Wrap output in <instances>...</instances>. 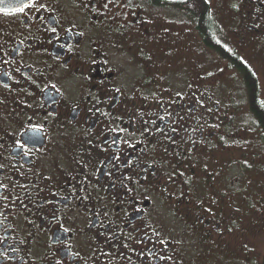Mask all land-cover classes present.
Wrapping results in <instances>:
<instances>
[{
    "label": "flooded vegetation",
    "instance_id": "flooded-vegetation-1",
    "mask_svg": "<svg viewBox=\"0 0 264 264\" xmlns=\"http://www.w3.org/2000/svg\"><path fill=\"white\" fill-rule=\"evenodd\" d=\"M224 7L264 109V0ZM196 9L0 8V264H264V127Z\"/></svg>",
    "mask_w": 264,
    "mask_h": 264
},
{
    "label": "trees",
    "instance_id": "trees-1",
    "mask_svg": "<svg viewBox=\"0 0 264 264\" xmlns=\"http://www.w3.org/2000/svg\"><path fill=\"white\" fill-rule=\"evenodd\" d=\"M153 2V5L157 7H163V6H170L172 8H182L183 5L186 3V0H178L174 3L170 2H160V0H151ZM193 3L195 5L196 13H197V19H198V30L202 31V26H205V20L200 22L199 15L203 13L202 19H207L208 24L211 26V29H213V33L208 38H203L204 44L211 48L213 51L217 53L219 57H222L223 59L227 61H232V65L240 72L242 79L244 80L246 84L247 93L248 91L251 92V99L255 100V107H252V112L255 114V117L257 121L259 122V125L264 127V109L260 106H258L257 103V81L255 80L254 72L251 71L246 64H244L243 61L235 58L232 54L230 55L227 50L224 49L223 44L224 42L221 40V27L218 29L217 25L215 23V18L211 15V7L209 0H193ZM207 24V25H208ZM223 33V30H222ZM221 38V39H220ZM249 94V93H248ZM264 262V260H263Z\"/></svg>",
    "mask_w": 264,
    "mask_h": 264
},
{
    "label": "rangeland",
    "instance_id": "rangeland-1",
    "mask_svg": "<svg viewBox=\"0 0 264 264\" xmlns=\"http://www.w3.org/2000/svg\"><path fill=\"white\" fill-rule=\"evenodd\" d=\"M226 0H209L210 6L213 7V18H215V23L217 25V28L219 29L221 26V29L223 30V33L226 34V28H223V26L227 23L225 10L226 7H224ZM217 15V16H216ZM221 31L222 36L224 35ZM262 80V79H261ZM247 183L249 184V188L252 191V194H255L257 190H255V182L254 177L250 176L247 177ZM251 245H253L254 253L259 255L258 259H260L263 256V247H264V234L258 239V241H252L250 242Z\"/></svg>",
    "mask_w": 264,
    "mask_h": 264
},
{
    "label": "water",
    "instance_id": "water-1",
    "mask_svg": "<svg viewBox=\"0 0 264 264\" xmlns=\"http://www.w3.org/2000/svg\"><path fill=\"white\" fill-rule=\"evenodd\" d=\"M30 0H0V8L1 7H18V6H22V4L28 2Z\"/></svg>",
    "mask_w": 264,
    "mask_h": 264
}]
</instances>
